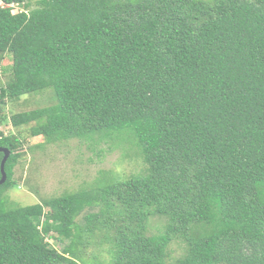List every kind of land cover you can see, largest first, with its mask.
I'll return each mask as SVG.
<instances>
[{"label": "trees", "instance_id": "1", "mask_svg": "<svg viewBox=\"0 0 264 264\" xmlns=\"http://www.w3.org/2000/svg\"><path fill=\"white\" fill-rule=\"evenodd\" d=\"M30 1L0 0V264H167L173 240V264H264V0ZM46 88L11 126L108 139L144 172L9 206L24 154L3 107Z\"/></svg>", "mask_w": 264, "mask_h": 264}, {"label": "rangeland", "instance_id": "2", "mask_svg": "<svg viewBox=\"0 0 264 264\" xmlns=\"http://www.w3.org/2000/svg\"><path fill=\"white\" fill-rule=\"evenodd\" d=\"M36 0H31L33 6ZM22 7L14 4L12 11L18 12ZM11 59L6 55L0 61V77L2 80L10 74ZM56 103L51 88L35 93L22 95L18 100L9 101L3 107L6 122L1 128L4 134H13L21 140L22 155L13 169V189L6 191L8 205L25 206L40 202L42 199L57 197L64 192H73L105 184L109 178L125 179L131 175L142 174L145 163L136 155L135 150L122 145H114L108 139L85 140L68 139L47 143L41 136L32 137L28 127H13L8 122L11 113L51 106ZM134 150V151H133ZM19 185V187H18ZM81 215L78 217L80 220ZM164 220L150 218L148 233H156L162 229ZM58 250L64 240L48 239ZM167 264L184 252V244L173 240L168 246ZM108 255H105L107 258Z\"/></svg>", "mask_w": 264, "mask_h": 264}, {"label": "water", "instance_id": "3", "mask_svg": "<svg viewBox=\"0 0 264 264\" xmlns=\"http://www.w3.org/2000/svg\"><path fill=\"white\" fill-rule=\"evenodd\" d=\"M0 152L3 153V157L0 161V185H1L7 179L6 172L4 170V165H5V162H6L8 156L10 154V151L7 148L0 147Z\"/></svg>", "mask_w": 264, "mask_h": 264}]
</instances>
